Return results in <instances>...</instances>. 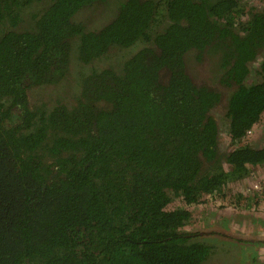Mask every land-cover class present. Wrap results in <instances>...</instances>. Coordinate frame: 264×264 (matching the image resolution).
Here are the masks:
<instances>
[{
    "label": "trees",
    "instance_id": "obj_1",
    "mask_svg": "<svg viewBox=\"0 0 264 264\" xmlns=\"http://www.w3.org/2000/svg\"><path fill=\"white\" fill-rule=\"evenodd\" d=\"M243 1L0 0V264H206L211 235L248 246L224 213L216 230L189 222L264 165L248 134L264 117V13ZM103 3L104 25L81 20ZM77 39L81 63L131 50L73 97L38 96L66 81Z\"/></svg>",
    "mask_w": 264,
    "mask_h": 264
},
{
    "label": "rangeland",
    "instance_id": "obj_2",
    "mask_svg": "<svg viewBox=\"0 0 264 264\" xmlns=\"http://www.w3.org/2000/svg\"><path fill=\"white\" fill-rule=\"evenodd\" d=\"M243 3H245L247 6L252 5V4H262L261 6L264 5V3H259L258 0H244ZM112 3H103L102 7L98 8H91L90 10H85L84 12L81 13L80 17L83 18L81 20L88 21V26L90 27H100L102 24L104 25L116 12V9L113 10L112 8ZM114 12V13H113ZM248 18L246 14L243 15L244 18ZM120 48V47H119ZM111 51L108 52L107 54L102 55L101 57L94 59L91 62L88 63H81L79 60V48H78V39L75 41L70 49V56H69V73L66 77V81H62L59 83V87L57 88H50L48 92H42L38 96H43L45 99L46 96H50L51 94L56 95V94H61L60 96H64L66 92L68 93L69 97H73L75 93H77L78 87L77 84L79 83L81 77L83 74L88 73L93 71L94 69H99L101 67H104L105 64L108 65V63H112L114 67H119L122 61V57L125 54L130 53L131 47L127 48H120L119 50L115 49V47H112L110 49ZM135 50L132 49V52ZM207 67H203V70H206ZM199 72H205V71H200ZM57 96L56 98H58ZM261 132V136H263L264 139V117L261 120V123L258 124L256 129H253V135H256L257 133ZM252 144V145H251ZM264 144V143H263ZM251 146L257 147L258 144L256 142L252 141L250 142ZM225 143L221 146V148H225ZM262 147V146H261ZM225 166V169H228V164L223 163ZM257 171L256 169L251 168L250 172L248 175H246V178H242L243 180L247 178H255V180L264 174L261 175V173L255 172ZM241 179V180H242ZM254 181V180H253ZM233 182V181H232ZM228 195L232 197L231 200L229 199H223L222 196L216 197V199L220 198L223 199V201H228L229 203L231 202L233 204V201H237L236 198V192L231 193L229 189H226L224 191ZM251 199H242V202H240V205L244 204L241 209H238V215L232 218L233 224L235 228H238V232H242L239 234V237H242L244 234L246 235L247 231L249 232L250 230H253V234L257 232V235L254 236L253 238L256 239L255 237L258 236V238H264V210L259 208V205L263 208L264 205L261 203L262 200H260V203L257 204L255 201L256 199L253 198L252 193L248 194ZM215 200L211 198L210 200V207H212L211 211L208 208L206 204L202 205H194L192 206V218L189 222L190 226H195L196 229L198 230H209V228H206L207 226H204L203 223L205 220H208L210 218H214V212L216 209L224 210L227 213L226 215H232L231 210L229 207L226 208L218 205H214L213 201ZM178 205L183 206L184 204L180 201L177 202ZM252 203L254 204L253 209H251ZM246 204V206H245ZM233 208V207H232ZM209 211V213H208ZM247 213V216H244V214ZM211 214V216H210ZM231 220V219H230ZM238 223V224H235ZM200 228H197L199 227ZM220 224L217 221V227H219ZM260 226L261 229H258ZM233 227V225H232ZM231 227V228H232ZM210 228H213L216 230L214 225H210ZM230 229V228H229ZM211 241L213 244V247L216 249L214 254L211 255L209 261L206 264H241L245 263L247 261V258H245V255L249 256V254L253 253V249L258 253L257 257V262L255 264H264V243L260 245H255L252 244L251 247L248 246H243L236 244L233 241L229 242H221L220 237L218 235H211L208 239ZM256 243V242H255ZM249 244V243H248ZM249 260H251V257H249Z\"/></svg>",
    "mask_w": 264,
    "mask_h": 264
},
{
    "label": "flooded vegetation",
    "instance_id": "obj_3",
    "mask_svg": "<svg viewBox=\"0 0 264 264\" xmlns=\"http://www.w3.org/2000/svg\"><path fill=\"white\" fill-rule=\"evenodd\" d=\"M258 2L259 3H264V0H258ZM252 5H254L255 7H256V10L257 11H259V12H262V13H264V5L263 6H261L262 4H260V5H256V4H252ZM247 16V15H246ZM243 18V17H242ZM248 18H244L243 20L245 21V20H247ZM262 56L264 57V51H263V53H262ZM214 62L212 61V60H210V59H208V61H207V68L208 67H210L212 64H213ZM199 69H201L200 71H206V70H203V68H199ZM217 73H215V74H211L213 77L216 75ZM249 135H251V134H249ZM221 137H222V142H221V146L225 143V135L224 134H222L221 135ZM250 138V137H249ZM250 142V141H249ZM226 145V144H225ZM252 145V144H251ZM226 147V146H225ZM255 147V146H254ZM224 152H227L228 150L226 149V148H223L222 149ZM260 177V176H259ZM258 177V178H259ZM246 178V177H245ZM257 178V179H258ZM256 181L255 180V178L253 179V178H247V179H245V180H241V181H236V182H232V181H229L226 185H225V187H224V191L226 190V189H229V191L231 192V193H235L236 194V196L238 195H242V194H249V193H252V195L253 194H257V193H261L264 189H254L253 188V182L254 181ZM262 194V193H261ZM249 197V196H248ZM219 200H220V198H218ZM242 199H246V198H242ZM251 199V198H250ZM249 199V200H250ZM231 203V202H230ZM261 203L264 205V201H261ZM219 204V203H218ZM229 204V202L228 201H223V205H222V207H225L226 206V208L228 207L227 205ZM219 206H221V204H219ZM208 208L210 209V211H211V209H212V207H210V206H208ZM251 209H253V208H255L254 207V204H252L251 205V207H250ZM259 208H261V209H263L264 210V207L262 208L260 205H259ZM230 209H232L231 210V214L232 215H227V216H229L230 217V222H229V227H230V230H231V226H232V223H233V221H232V218L234 219V217H236L237 215H238V209L239 208H230ZM208 213H209V211H208ZM221 213H227L226 211H224V210H215V212L213 213L214 214V218H210V219H208V223H212V225H214L215 226V228H217V219L219 218V214H221ZM248 214L247 213H245L244 214V216H247ZM210 216H211V214H210ZM262 219L264 220V218L262 217ZM235 224H238V223H235ZM194 225V224H193ZM203 225H204V223H203ZM199 226V225H198ZM195 227V226H194ZM197 228H200V226L199 227H197ZM258 229H261L260 228V226H259V228ZM263 229H264V227H263ZM195 230H197V229H195ZM231 231H233V230H231ZM254 232V231H253ZM253 232H248L247 231V233H246V235L244 234L242 237H254L253 235H257V232L256 233H254L253 234ZM238 233H242V232H238ZM264 237V236H263ZM256 239H254V240H256V242L260 245L261 243H264V238H258V237H255ZM249 242V244H251V243H254V242H250V241H248Z\"/></svg>",
    "mask_w": 264,
    "mask_h": 264
},
{
    "label": "crops",
    "instance_id": "obj_4",
    "mask_svg": "<svg viewBox=\"0 0 264 264\" xmlns=\"http://www.w3.org/2000/svg\"><path fill=\"white\" fill-rule=\"evenodd\" d=\"M258 125H256L254 127V129H256ZM251 135H253V130L251 131ZM251 140L256 142V144H258L257 148H260L261 146L264 147V139H263V136H261V132L257 133L256 135L252 136L251 137ZM254 169H256L257 171L255 172H258V173H261L264 174V165H261L259 167H255ZM241 196H246L248 197L249 195H246V194H242ZM225 214V213H224ZM226 215V214H225Z\"/></svg>",
    "mask_w": 264,
    "mask_h": 264
},
{
    "label": "built area",
    "instance_id": "obj_5",
    "mask_svg": "<svg viewBox=\"0 0 264 264\" xmlns=\"http://www.w3.org/2000/svg\"><path fill=\"white\" fill-rule=\"evenodd\" d=\"M251 131H248V134H250ZM253 188L254 189H264V175L260 176L256 181L253 182ZM250 194V193H249ZM248 195V194H246Z\"/></svg>",
    "mask_w": 264,
    "mask_h": 264
},
{
    "label": "water",
    "instance_id": "obj_6",
    "mask_svg": "<svg viewBox=\"0 0 264 264\" xmlns=\"http://www.w3.org/2000/svg\"><path fill=\"white\" fill-rule=\"evenodd\" d=\"M258 237V236H257ZM241 238H244V239H248V238H250V242H254V243H251V244H248V247H251V245L252 244H255V245H259L257 242H256V240H254L252 237H241ZM256 242V243H255ZM261 244H263V243H261ZM253 252H255V253H257L254 249H253ZM257 257H258V253H257Z\"/></svg>",
    "mask_w": 264,
    "mask_h": 264
}]
</instances>
